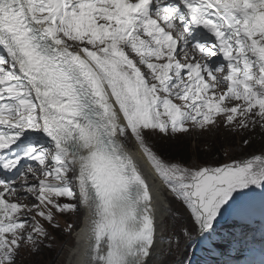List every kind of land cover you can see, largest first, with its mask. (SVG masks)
I'll use <instances>...</instances> for the list:
<instances>
[{
  "label": "snow or ice",
  "instance_id": "6c2138e0",
  "mask_svg": "<svg viewBox=\"0 0 264 264\" xmlns=\"http://www.w3.org/2000/svg\"><path fill=\"white\" fill-rule=\"evenodd\" d=\"M221 126L264 132V0H0V264L81 209V264H151L129 138L186 206L184 235L219 248L222 221L264 209V151L187 167L146 141Z\"/></svg>",
  "mask_w": 264,
  "mask_h": 264
},
{
  "label": "rangeland",
  "instance_id": "374dc122",
  "mask_svg": "<svg viewBox=\"0 0 264 264\" xmlns=\"http://www.w3.org/2000/svg\"><path fill=\"white\" fill-rule=\"evenodd\" d=\"M216 131L217 130L210 131V132H208V135H200L201 134L200 133V134H192V136L190 135L187 137H180L178 140H176V141L172 140L171 143H167V144H168V147H169V145L176 147L175 148L176 150L177 149L185 150L187 147L192 146L191 152L194 153L195 151H197L198 144H200L199 148L203 149V147H205L207 144L213 143L215 140H217V138L219 140H221L223 138L222 134H217ZM225 131H227V130H225ZM227 132H229V131H227ZM230 133H231V136L235 135V137H229V136L225 137L226 139L224 140V143L228 144L227 151H226L227 154H229L231 156H235L237 158H242V157H246V156H250L251 154H254V153L247 152L245 150L247 147L246 148L243 147L244 143L241 140H239L240 136L247 134V133H244V132H239V133L230 132ZM198 136H200L198 139L199 141L196 140V138H198ZM148 140L151 141V143H152L153 141H156V137L150 136V137H148ZM155 144H156V142H155ZM163 146H164V143L157 145L156 147L154 146V147L156 150L158 148L159 149L158 151L160 153H161V151L163 153L164 152ZM202 157L204 160L206 159V157H204V156H202ZM216 157L217 156H211V157L209 156L208 159H210L212 162H209L210 164H208V165H217L219 163H222V162L218 163L216 161L217 160ZM225 157H226V155L224 156V158ZM199 165H201V164H198L196 159L193 157L190 161V167L199 166ZM165 189L166 190H164V196L167 199V201H165L163 204L166 207L163 215L166 217L165 220L167 221V224H168V232L173 233V235L171 236V239L173 240V237L175 235L179 236V237L181 236V231H180V228H181L182 229V238L176 244H173L171 242L172 240H170V242H168V244H169L168 247L170 248V246H171V250H172L173 245H175V249L172 250V255L170 254V252H168L167 247L160 248L162 253H160V255L157 256L156 260H154V262L157 261L155 263H160V264H168V262L170 260L174 259L176 256L179 257L180 255H184L183 252L186 249H187V253L185 254V257L192 259L193 256L195 255L196 251L198 250V247H199L198 241H194L192 244H190L191 246H189V244H188L189 239L187 236L184 235V232L186 230H190L192 228V224L189 221V213L186 209V206H184L175 197L172 199L167 188H165ZM67 216L70 220L65 221V219H66L65 217H63V218L60 217V224L66 225V224L72 223L73 221H76L77 219L81 220V215H79V214L76 216H74V215H67ZM64 221H65V223H64ZM66 222H68V223H66ZM78 230H77V232H78ZM59 231L61 232L62 230H59ZM74 233H75V230H72V234H70L69 236H66L64 234L62 236H58V240L56 241V246L54 247L52 255H50L52 264H72L73 260H71V259H73V256L76 254V252L72 248H69L70 247L69 243H70V241H72L74 244L73 247H75L76 239H75ZM190 235H191L192 240H193L196 238L197 233L195 231H191ZM163 242H165L164 239H163ZM28 260H29V262H28ZM38 262H39V255H32L30 257L28 255H23L17 264H36ZM40 264H46V263L40 262ZM209 264H215V263L210 262Z\"/></svg>",
  "mask_w": 264,
  "mask_h": 264
},
{
  "label": "trees",
  "instance_id": "16d2710c",
  "mask_svg": "<svg viewBox=\"0 0 264 264\" xmlns=\"http://www.w3.org/2000/svg\"><path fill=\"white\" fill-rule=\"evenodd\" d=\"M196 140L199 141L198 139ZM167 143H171V141L168 140L164 143L163 146L164 152L162 153L161 151V154L165 158L173 161H180L184 164H188L191 161V159L194 157L198 163H206L207 158L209 156H214L217 154H219L218 157L221 160L223 159L220 150H222L221 148H224L225 146L223 145L224 142L222 140H219L218 138L213 143L207 144L205 147H203V149L199 148L200 144H198L197 151H195L194 153L191 152L192 146L187 147L185 150H179V149L176 150L175 149L176 147L172 145H169L168 147ZM262 148H264V139L260 138L259 140H255L253 144H250L247 150L251 152V151H258ZM202 156L206 157V159L204 160Z\"/></svg>",
  "mask_w": 264,
  "mask_h": 264
},
{
  "label": "bare ground",
  "instance_id": "6f19581e",
  "mask_svg": "<svg viewBox=\"0 0 264 264\" xmlns=\"http://www.w3.org/2000/svg\"><path fill=\"white\" fill-rule=\"evenodd\" d=\"M145 179L147 180L148 184L150 185V188H151V191H152V194L154 197L153 205L156 208V222H157V228H158L156 237L162 243L163 237L160 235L159 230H160L161 225L164 222L163 221V219H164L163 213H164L166 207L163 204L165 201H167V199L164 196V190H166L165 189L166 186L164 185L163 187H161L158 185V184L163 183V182L161 181V179L158 177V175L154 172V170L152 168H151V174L149 175V177H146ZM77 255H78V253L76 252V254L73 256V259H71V260H73L72 261L73 264H81V256L80 255L77 256ZM159 255H160V247L158 246V244H156L154 252H153V256H152V261L154 262V260H156L157 256H159ZM153 262H151V264H160V263H155L157 261H155L154 263Z\"/></svg>",
  "mask_w": 264,
  "mask_h": 264
}]
</instances>
